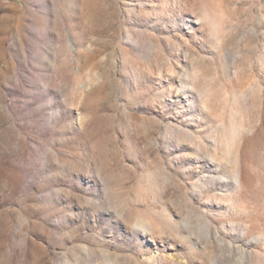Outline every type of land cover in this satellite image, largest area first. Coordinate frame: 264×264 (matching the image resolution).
<instances>
[{
    "label": "rangeland",
    "instance_id": "374dc122",
    "mask_svg": "<svg viewBox=\"0 0 264 264\" xmlns=\"http://www.w3.org/2000/svg\"><path fill=\"white\" fill-rule=\"evenodd\" d=\"M0 264H264V0H0Z\"/></svg>",
    "mask_w": 264,
    "mask_h": 264
}]
</instances>
